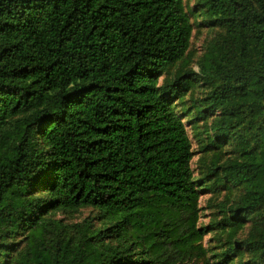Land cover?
<instances>
[{
	"label": "trees",
	"instance_id": "obj_1",
	"mask_svg": "<svg viewBox=\"0 0 264 264\" xmlns=\"http://www.w3.org/2000/svg\"><path fill=\"white\" fill-rule=\"evenodd\" d=\"M197 6L224 38L160 87L190 46L183 0H0V264L189 263L207 233L173 104L190 76L212 88L200 105L219 114L216 139L242 151L220 168L244 195L223 211L232 238L215 260L264 264V0ZM83 209L103 227L52 219Z\"/></svg>",
	"mask_w": 264,
	"mask_h": 264
},
{
	"label": "rangeland",
	"instance_id": "obj_2",
	"mask_svg": "<svg viewBox=\"0 0 264 264\" xmlns=\"http://www.w3.org/2000/svg\"><path fill=\"white\" fill-rule=\"evenodd\" d=\"M185 12L189 17L192 27V37L189 49L181 62L170 68L159 80V86L165 87L180 77L197 73L199 64L208 52L209 48L217 45L225 35V30L210 22L204 16L203 11L198 8L197 0H183ZM191 85L188 88L182 87L178 97L173 100L176 113L181 115L182 121L189 134L192 152L194 153L191 162V169L194 178L199 186L205 185L198 191L197 207L199 209L198 227L206 228V235L198 245L197 252L187 264H204L211 259L209 264H217L215 257L223 251L231 237V231L224 226L225 208L235 205L244 195L242 187L230 186L220 172L221 167L242 160V151L238 138L227 142L219 141L211 131L212 124L219 114L201 113L200 101L208 96L212 90L210 85L204 84L195 77H188ZM53 220L62 221L64 226L81 225L84 221L91 222L94 228L103 227L102 220L97 211L83 209L77 213H61L52 215ZM253 219V218H252ZM258 224L255 218L248 223L236 228L234 241L243 240L250 233L256 232ZM16 238L14 249L21 250L23 244H17ZM212 253V254H211ZM214 257V258H210ZM247 256L236 259L233 264H245Z\"/></svg>",
	"mask_w": 264,
	"mask_h": 264
}]
</instances>
